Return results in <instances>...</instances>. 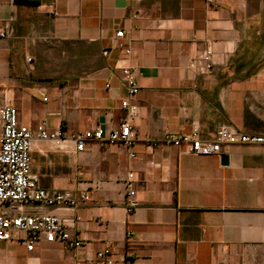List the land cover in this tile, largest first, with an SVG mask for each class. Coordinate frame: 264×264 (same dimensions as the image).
Wrapping results in <instances>:
<instances>
[{
    "label": "crops",
    "instance_id": "1",
    "mask_svg": "<svg viewBox=\"0 0 264 264\" xmlns=\"http://www.w3.org/2000/svg\"><path fill=\"white\" fill-rule=\"evenodd\" d=\"M3 25L12 34L0 39V105L12 103L30 128L45 120L64 131L59 141H33L31 175L88 200L45 208L81 246L0 241V264H97L107 241L112 264H264V143L218 155L145 143L164 131L211 138L221 125L264 134V0H0ZM116 28L128 54L113 46ZM205 48L212 70L188 69ZM125 66L139 85L132 143L92 141L76 152L71 135L105 134L126 115Z\"/></svg>",
    "mask_w": 264,
    "mask_h": 264
},
{
    "label": "built area",
    "instance_id": "2",
    "mask_svg": "<svg viewBox=\"0 0 264 264\" xmlns=\"http://www.w3.org/2000/svg\"><path fill=\"white\" fill-rule=\"evenodd\" d=\"M211 7H216L217 0H207ZM9 25L0 26V39L10 36ZM124 30L116 28L112 37L113 46L125 54L129 48L123 42ZM212 52L205 48L191 58L187 68L197 73L212 70ZM126 94L121 99V107L126 115L118 127L103 133L99 127H92L71 135L76 152L84 151L90 142L102 141L109 144L130 145L133 140L132 121L136 115V105L132 100L139 90L135 69L125 66L119 69ZM108 87V84L105 85ZM64 135L61 127L49 129L45 120L30 128L18 120L17 108L10 102L0 105V241L15 242L32 250L39 241H59L65 247L81 246V240L69 233L66 220L46 212V207H70L80 201L88 200V195L81 192L78 196L68 190L46 189L38 185L31 175V145L33 141H59ZM149 147L158 143H167L182 147V151L193 155H218L223 147L236 143H264V134L238 132L228 126H219L211 138L202 137L196 129L187 133H169L164 131L159 139L147 138ZM134 154L131 153L130 156ZM126 207L130 212L135 207L133 200V173H128L125 180ZM78 221V217L73 219ZM131 232L126 233L130 242ZM111 241L96 252L97 264H112Z\"/></svg>",
    "mask_w": 264,
    "mask_h": 264
},
{
    "label": "trees",
    "instance_id": "3",
    "mask_svg": "<svg viewBox=\"0 0 264 264\" xmlns=\"http://www.w3.org/2000/svg\"><path fill=\"white\" fill-rule=\"evenodd\" d=\"M17 2L27 3V4H34L38 0H16Z\"/></svg>",
    "mask_w": 264,
    "mask_h": 264
},
{
    "label": "water",
    "instance_id": "4",
    "mask_svg": "<svg viewBox=\"0 0 264 264\" xmlns=\"http://www.w3.org/2000/svg\"><path fill=\"white\" fill-rule=\"evenodd\" d=\"M221 160H222L223 163H226L227 160H228L227 155H226V154H223V155L221 156Z\"/></svg>",
    "mask_w": 264,
    "mask_h": 264
}]
</instances>
